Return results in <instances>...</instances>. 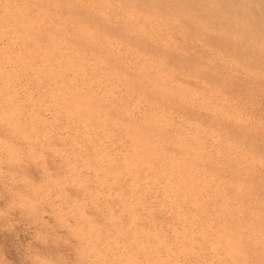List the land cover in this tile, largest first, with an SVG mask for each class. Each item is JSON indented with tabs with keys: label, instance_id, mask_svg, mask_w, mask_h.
<instances>
[{
	"label": "rangeland",
	"instance_id": "374dc122",
	"mask_svg": "<svg viewBox=\"0 0 264 264\" xmlns=\"http://www.w3.org/2000/svg\"><path fill=\"white\" fill-rule=\"evenodd\" d=\"M17 1L0 2V264H264V0Z\"/></svg>",
	"mask_w": 264,
	"mask_h": 264
},
{
	"label": "bare ground",
	"instance_id": "6f19581e",
	"mask_svg": "<svg viewBox=\"0 0 264 264\" xmlns=\"http://www.w3.org/2000/svg\"><path fill=\"white\" fill-rule=\"evenodd\" d=\"M1 1H2V0H1ZM1 1H0V2H1ZM8 1H9V0H8ZM16 1H17V0H16ZM72 1H73V0H72ZM130 1H131V0H130ZM17 2H18V1H17ZM44 2H45V1H44ZM96 2H97V1H96ZM108 2H109V1H108ZM11 3H13V2H11ZM77 3H78V2H77ZM88 3H89V2H88ZM100 3H101V2H100ZM102 3H103V2H102ZM261 3H262V2H261ZM2 4H3V3H2ZM15 4H17V3H15ZM25 4H26V3H25ZM78 4H79V3H78ZM124 4H125V3H124ZM262 4H263V3H262ZM42 5H44V4H42ZM127 5H128V3H127ZM7 6H8V5H7ZM13 6H15V5H13ZM116 6H117V5H116ZM129 6H130V5H129ZM146 6H147V5H146ZM3 7H4V6H2V8H3ZM85 7H86V6H85ZM117 7H118V6H117ZM126 7H127V6H126ZM4 8H5V7H4ZM17 8H18V6H17ZM131 8H132V7H131ZM0 9H1V8H0ZM108 9H109V8H108ZM124 9H126V8H124ZM134 9H135V8H134ZM205 9H206V8H205ZM9 10H10V9H9ZM21 10H22V9H21ZM38 10H39V9H38ZM43 10H44V9H43ZM254 10H255V9H254ZM14 11H15V10H14ZM31 11H32V10H31ZM33 11H34V10H33ZM115 11H116V9H115ZM132 11H133V10H132ZM135 11H136V10H135ZM22 12H23V11H22ZM26 12H27V11H26ZM29 12H30V11H29ZM42 12H43V11H42ZM44 12H45V11H44ZM44 12H43V14H44ZM155 12H156V11H155ZM157 12H158V11H157ZM166 12H167V11H166ZM30 13H32V12H30ZM30 13H29V14H30ZM33 13H34V12H33ZM115 13H116V12H115ZM168 13H169V12H168ZM24 14H25V13H24ZM26 14H28V13H26ZM47 14H48V13H47ZM120 14H121V13H120ZM164 14H165V13H164ZM13 15H14V13H13ZM33 15H34V14H33ZM121 15H122V14H121ZM135 15H136V13H135ZM137 15H138V14H137ZM137 15H136V16H137ZM2 16H3V17H4V16L6 17V14H5V15L2 14ZM8 16H9V15H8ZM27 16H28V15H27ZM138 16H140V15H138ZM146 16H148V14H147ZM0 17H1V16H0ZM11 17H12V16H11ZM14 17H15V16H14ZM39 17H40V16H39ZM51 17H53V16H51ZM55 17H56V16H55ZM153 17H154V16H153ZM155 17H156V16H155ZM165 17L167 18V16H165ZM171 17H172V16H171ZM262 17H264V16H262ZM8 18H9V17H8ZM46 18H47V17H46ZM97 18H98V17H97ZM137 18H139V17H137ZM147 18H148V17H147ZM17 19L19 20V19H22V18L20 17V18H17ZM140 19H141V18H140ZM149 19H150V18H149ZM151 19H153V18H151ZM169 19H170V18H169ZM24 20H25V19H24ZM24 20H23V21H24ZM39 20H41V18H40ZM54 20H55V18H54ZM129 20H130V19H129ZM138 20H139V19H138ZM259 20H260V19H259ZM1 21H2V19H1ZM29 21H30V20H29ZM43 21L46 22L45 20H43ZM133 21H134V20H133ZM152 21H153V20H152ZM157 21H159V19H158ZM54 22H56V21H54ZM135 22H136V21H135ZM160 22H161V21H160ZM164 22H165V21H164ZM10 23H11V22H10ZM16 23H17V22H16ZM25 23H26V22H24V25H25ZM67 23H68V22H67ZM131 23H132V22H131ZM133 23H134V22H133ZM136 23H137V22H136ZM17 24H18V23H17ZM140 24H141V23H140ZM145 24H146V23H145ZM151 24H152V23H151ZM161 24H162V23H161ZM2 25H3V24H2ZM26 25H27V24H26ZM34 25H35V24H34ZM8 26H9V25H8ZM27 26H28V25H27ZM154 26H155V25H154ZM158 26H160V24H159ZM162 26H163V25H162ZM256 26H257V24H256ZM135 27H136V26H135ZM17 28H18V27H17ZM19 28H21V26H19ZM19 28H18V29H19ZM102 28H104V27H102ZM153 28H155V27H153ZM2 29H3V28H2ZM26 29H27V28H26ZM39 29H41V26H40ZM47 29H48V27H47ZM69 29H70V28H69ZM132 29H133V28H132ZM5 30H6V29H5ZM19 30H20V29H19ZM29 30H30V29H29ZM29 30H27V31L29 32ZM45 30H46V28H45ZM73 30H74V29H73ZM134 30H135V28H134ZM10 31H11V30H10ZM37 31H39V30L37 29ZM42 31H43V30H42ZM136 31H137V30H136ZM148 31H149V30H148ZM8 32H9V31H6V33H8ZM12 32H13V31H12ZM19 32H21V31H19ZM55 32H56V31H55ZM165 32H166V31H165ZM6 33L4 32V34H6ZM9 33H10V32H9ZM39 33H40V31H39ZM59 33H60V32H59ZM65 33H66V32H65ZM65 33H64L63 35H65ZM84 34H85V32H84ZM142 34H143V33H142ZM157 34H158V33H157ZM159 34H160V33H159ZM11 35H12V34H11ZM149 35H150V34H149ZM152 35H153V34H152ZM8 36H9V34H8ZM20 36H22L21 33H20ZM145 36H146V35H145ZM162 36H163V35H162ZM34 37H36V36H34ZM38 37H40V36H38ZM38 37H36V38H38ZM54 37H55V35L53 36V38H54ZM97 37H99V36H97ZM10 38H11V37H10ZM12 38H14V37H12ZM161 38H162V37H161ZM3 39H4V38H3ZM5 39H6V38H5ZM32 39H33V37H32ZM55 39H56V37H55ZM107 39H108V38H107ZM150 39H151V38H150ZM165 39H166V38H165ZM6 40H7V39H6ZM9 40H10V39H9ZM9 40H7V41L10 42ZM39 40H40V39H39ZM108 40H109V39H108ZM0 41H1V40H0ZM40 41H41V40H40ZM44 41H45V40H44ZM44 41H43V42H44ZM60 41H61V39H60ZM130 41H131V39H130ZM152 41H153V40H152ZM22 42H23V41H22ZM26 42H27V41H26ZM26 42H25V43H26ZM31 42H32V41H31ZM45 42H46V41H45ZM52 42H53V40L51 41V44L53 45ZM16 43H17V42H15V44H16ZM91 43H92V42H91ZM109 43H110V41H109ZM161 43H162V42H161ZM193 43H194V42H193ZM1 44H2V43H1ZM3 44H4V43H3ZM10 44H11V43H10ZM57 44H58V43H57ZM57 44H56V45H57ZM111 44H113V43H111ZM16 45H17V44H16ZM23 45H24V44H23ZM56 45H55V46H56ZM8 46H9V45H8ZM123 46H124V45H123ZM21 47H22V45H21ZM56 47H57V46H56ZM58 47H59V46H58ZM105 47H106V46H105ZM115 47H116V46H115ZM1 48H3V46H2ZM4 48H6V47H4ZM30 48H31V47H30ZM42 48H43V47H42ZM52 48H53V47H52ZM60 48H62V47H60ZM103 48H104V47H103ZM126 48H127V47H126ZM62 49H64V47H63ZM128 49H129V48H128ZM5 50H6V49H5ZM10 50L14 52V50H12V49H10ZM30 50H31V49H30ZM33 50H34V48H33ZM64 50H65V49H64ZM73 50H74V49H73ZM119 50L121 51V49H119ZM123 50H124V49H123ZM1 51H2V50H1ZM21 51H22V50H21ZM21 51H20V52H21ZM56 51H58V50L56 49ZM114 51H115V50H114ZM3 52H4V51H3ZM16 52H17V51H16ZM22 52H23V51H22ZM51 52H52V51H51ZM70 52H71V51H70ZM110 52H111V51H110ZM121 52H122V51H121ZM131 52H132V51H130V53H131ZM0 53H1V52H0ZM43 53H44V52H43ZM53 53H54V52H53ZM72 53H73V52H72ZM122 53H123V52H122ZM124 53H125V51H124ZM124 53H123V55H124ZM133 53H134V52H133ZM30 54H31V53H30ZM47 54H48V53H47ZM82 54H83V53H82ZM0 55H2V53H1ZM15 55H17V54H15ZM21 55H23V54H21ZM48 55H49V54H48ZM50 55H51V54H50ZM54 55H55V53H54ZM57 55H58V54H57ZM114 55H115V54H114ZM141 55H142V54H141ZM51 56H52V55H51ZM55 56H56V55H55ZM55 56H54V58H55ZM73 56H74V55H73ZM116 56H117V55H116ZM137 56H138V55H137ZM0 57H1V56H0ZM5 57H6V56H5ZM8 57H9V56H8ZM8 57H7V58H8ZM11 57H12V56H11ZM32 57H33V55H32ZM46 57H47V55H46ZM56 57H57V56H56ZM59 57H60V55H59ZM76 57H77V56H76ZM124 57H125V55H124ZM33 58H34V57H33ZM50 58H53V56L50 57ZM62 58H63V57H62ZM66 58H67V57H66ZM71 58H72V57H71ZM90 58H91V57H90ZM125 58H126V57H125ZM132 58H133V57H132ZM8 59H11V58H8ZM37 59H38V58H37ZM140 59H141V58H140ZM3 60H4V59H3ZM6 60H7V59H6ZM57 60H58V59H57ZM70 60H71V59H70ZM152 60H153V59H152ZM162 60H163V59H162ZM27 61H28V60H27ZM33 61H34V60H33ZM36 61H39V60H36ZM43 61H45V60H43ZM48 61L50 62V60L47 58V62H48ZM58 61H59V60H58ZM62 61H63V60H62ZM79 61H80V60H79ZM28 62H29V61H28ZM41 62H42V61H41ZM45 62H46V61H45ZM52 62H55V59H54V61H52ZM56 62H57V61H56ZM69 62H70V61H69ZM77 62H78V61H77ZM84 62H86V61H84ZM87 62H89V61H87ZM97 62H98V61H97ZM6 63H7V62H6ZM6 63H5V64H6ZM57 63H58L59 68H61V65L65 64V63H63V62H62L63 64H61V65L59 64V62H57ZM60 63H61V62H60ZM67 63H68V62H67ZM67 63H66V64H67ZM82 63H83V62H82ZM142 63H143V62H142ZM147 63L149 64V62H147ZM50 64H52V63H50ZM84 64H85V63H84ZM34 65H35V64H34ZM85 65H86V64H85ZM93 65H94V64H93ZM6 66H7V64H6ZM29 66H30V64H29ZM38 66H39V65H38ZM38 66H37V67H38ZM64 66L67 67L68 65H64ZM69 66H70V64H69ZM143 66H144V64H143ZM13 67H14V66H13ZM39 67H40V66H39ZM41 67H42V66H41ZM44 67H45V66H44ZM49 67H51L52 69L54 68V67H52V66H49ZM62 67H63V66H62ZM95 67H96V66H95ZM95 67H94V68H95ZM100 67H103V66H100ZM105 67H106V66H105ZM133 67H134V66H133ZM45 68H46V67H45ZM45 68H44V69H45ZM55 68H56V63H55ZM57 68H58V67H57ZM94 68H92V69H94ZM98 68H99V67H98ZM139 68H141V67H139ZM154 68H155V67H154ZM5 69H6V68H5ZM7 69H8V67H7ZM10 69H11V68H10ZM52 69H51V70L49 69V70L52 72ZM63 69H64V68H63ZM66 69H67V68H66ZM69 69H71V68H69ZM103 69H104V68H103ZM107 69H108V68H107ZM146 69L148 70V67H147ZM37 70H38V68H37ZM42 70H43V69H42ZM57 70H59V69H56V71H57ZM64 70H65V69H64ZM64 70H62V71H64ZM73 70H74V68H73L71 71H73ZM95 70H96V69H95ZM19 71H20V70H19ZM19 71H18V72H19ZM44 71H45V70H44ZM47 71H48V70H47ZM53 71H54V69H53ZM75 71H76V70H75ZM105 71H106V69H105ZM134 71H135V70H134ZM143 71H145V70H143ZM15 72H16V71H15ZM15 72H13V73H15ZM60 72H61V70H60ZM64 72H65V71H64ZM109 72H110V71H109ZM111 72H112V70H111ZM13 73H11L12 76H13ZM22 73H23V72H22ZM49 73H50V72H49ZM54 73H55V72H54ZM58 73H59V72H58ZM67 73H68V72H67ZM99 73H101V72H99ZM18 74H19V73H18ZM23 74H24V73H23ZM75 74H76V73H75ZM102 74H103V73H102ZM38 75H39V74H38ZM44 75H45V74H44ZM59 75H60V74H59ZM78 75L80 76V74H78ZM138 75H139V74H138ZM164 75H165V74H164ZM0 76H1V75H0ZM48 76H49V75H47V77H48ZM57 76H58V75H57ZM101 76H103V75H101ZM143 76H144V75H143ZM146 76H148V75H146ZM13 77H14V76H13ZM13 77H12V79H14ZM39 77H40V76H39ZM66 77H67V76H66ZM72 77H73V75H72ZM74 77L76 78L75 75H74ZM82 77H83V76H82ZM15 78H16V77H15ZM45 78H46V77H45ZM52 78H53V77H52ZM52 78H51V80H52ZM87 78H88V77H87ZM99 78H100V77H99ZM157 78H158V77H157ZM160 78H161V77H160ZM48 79H49V78H48ZM91 79H92V78H91ZM151 79H152V78H151ZM23 80H24V79H23ZM46 80H47V78H46ZM53 80H58V78H54ZM53 80H52V81H53ZM63 80H65V78H64ZM86 80H87V79H86ZM96 80H97V79H96ZM102 80H103V77H102ZM105 80H107V79H105ZM108 80H109V78H108ZM108 80H107V81H108ZM44 81H45V80H44ZM59 81H60V79H59ZM59 81H58V83H59ZM61 81H62V80H61ZM65 81H66V80H65ZM65 81H64V82H65ZM100 81H101V80H100ZM158 81H159V80H158ZM82 82H83V81H82ZM97 82H98V81H97ZM101 82H102V81H101ZM105 82H106V81H105ZM45 83H47V82L45 81ZM65 83H67V82H65ZM91 83H92V82H91ZM94 83H95V82H93V84H94ZM60 84H61V83H60ZM63 84H64V83H63ZM101 84H102V83H101ZM54 85H55L57 88H58V86H59L60 88H61V86H62V84H61V86H60V85H56V84H54ZM67 85H68V84H66V88L68 87ZM88 85H90V84L88 83ZM106 85H108V84H106ZM167 85H168V84H167ZM49 86H51V85H49ZM120 86H121V85H120ZM51 87H52V86H51ZM82 87H83V86H82ZM84 87H85V86H84ZM89 87H90V86H89ZM91 87H92V86H91ZM101 87H102V86H101ZM106 87H107V86H106ZM43 88H45V87H43ZM57 88H55V89L57 90ZM93 88H94V87H93ZM93 88H92V89H93ZM46 89H47V88H46ZM55 89H54V90H55ZM62 89H63V88H62ZM68 89H69V88H68ZM73 89H74V88H73ZM82 89H84V88H82ZM92 89H91V90H92ZM100 89H101V88H100ZM100 89L98 88V90L100 91V92L98 91L99 93H101V90H100ZM102 89H104V88H102ZM50 90H51V89H50ZM52 90H53V89H52ZM70 90H71V89H70ZM60 91H61V89H60ZM89 91H90V90H89ZM109 91H110V89H109ZM109 91H108V92H109ZM114 91H115V89H114ZM121 91H122V89H121ZM43 92H44V91H43ZM62 92H63V90H62ZM68 92H69V91H68ZM72 92H73V91H72ZM75 92L78 93L77 91H75ZM44 93H45V92H44ZM48 93H50V92H48V89H47V93H46V94H48ZM60 93H61V92H59V94H60ZM80 93H81V92H80ZM93 93H94V92H93ZM95 93H96V91H95ZM95 93H94V94H95ZM51 94H52V93H51ZM54 94H55V92H54ZM64 94L66 95V91H65ZM64 94H63V95H64ZM67 94H68V93H67ZM91 94H92V93H91ZM191 94H192V93H191ZM68 95H69V94H68ZM72 95H73V93H72ZM88 95H89V94H88ZM118 95H119V94H118ZM118 95H117V96H118ZM48 96H49V95H48ZM85 96H86V95H85ZM92 96H93V95H92ZM94 96H95V95H94ZM97 96H98V95H97V93H96V96H95V97H97ZM106 96H107V95H106ZM127 96H128V95H127ZM209 96H210V95H209ZM60 97H61V96H60ZM60 97H57V98H59V100H60ZM78 97H79V96H78ZM87 97H88V96H87ZM98 97H99V96H98ZM103 97H104V96H103ZM107 97H109V96H107ZM107 97H106V99H108ZM119 97H120V96H119ZM125 97H126V96H125ZM61 98H62V97H61ZM64 98H65V97H64ZM66 98H67V97H66ZM75 99H76V98H75ZM97 99H98V98H97ZM103 99H104V98H103ZM106 99H105V100H106ZM10 100H11V99H10ZM62 100H63V99H62ZM67 100H68V99H65V101H62V102H63V103L65 102V103L67 104ZM100 100H101V99H100ZM109 100H110V99H109ZM36 101H37V100H36ZM42 101H45V100L43 99ZM71 101H72V100H71ZM126 101H127V99H126ZM129 101H131V100H129ZM62 102H61V103H62ZM105 102H106V101H105ZM124 102H125V101H124ZM139 102H140V101H139ZM50 103H51V102H50ZM50 103H49V104H50ZM57 103H58V102H57ZM68 103H69V102H68ZM106 103H108V102H106ZM106 103H105V104H106ZM115 103H117V102L115 101ZM46 104H48V103H46ZM66 104H65V105H66ZM125 104H126V103H125ZM129 104H130V103H129ZM7 105H8V104H7ZM34 105H35V104H34ZM67 105H68V104H67ZM69 105H70V104H69ZM110 105L112 106L113 104H110ZM121 105H123V104L121 103ZM70 106H71V105H70ZM123 106H124V105H123ZM125 106H126V105H125ZM130 106H131V104H130ZM133 106H134V105H133ZM9 107H10V106H9ZM36 107H37V106H36ZM109 107H110V106H109ZM116 107H117V106H116ZM56 108H57V107H56ZM66 108H67V107H66ZM69 108H70V107H69ZM71 108H73V107H71ZM75 108H76V107H75ZM107 108H108V107H107ZM107 108H106V109H107ZM122 108H123V107H122ZM124 108H125V107H124ZM131 109H132V108H131ZM150 109H151V107H150ZM35 110H36V109H35ZM46 110H47V109H46ZM57 110H59V109H56V111H57ZM71 110H73V109H71ZM88 110H89V109H88ZM138 110H139V109H138ZM159 110H160V109H159ZM165 110H166V109H165ZM165 110H163V111H165ZM52 111H53V110H52ZM54 111H55V110H54ZM60 111H61V110H60ZM73 111H74V110H73ZM73 111H72V113H73ZM123 111H124V110H123ZM131 111H132V110H131ZM134 111H135V110H134ZM145 111H146V110H145ZM150 111H152V109H151ZM153 111H154V110H153ZM153 111H152V112H153ZM6 112H7V110H6ZM6 112H3V114H4V113L6 114ZM35 112H37V110H36ZM49 112H50V111H49ZM70 113H71V112H70ZM165 113H166V112H165ZM45 114H46V113H45ZM81 114H82V113H81ZM127 115L129 116V114H127ZM142 115H143V114H142ZM142 115H141V116H142ZM44 116H45V115H44ZM44 116H43V117H44ZM46 116H48V115L46 114ZM57 116H58V115H57ZM57 116H56V117H57ZM74 116H75V115H74ZM143 116H144V115H143ZM62 117H63V116H62ZM89 117H90V116H89ZM153 117H154V116H153ZM60 118H61V117H60ZM60 118H59V119H60ZM63 118H64V117H63ZM66 118H67V117H66ZM90 118H92V117H90ZM133 118H134V117H133ZM144 118L146 119V118H148V116L146 115V117H144ZM50 119H51V118H50ZM50 119H49V120H50ZM55 119H56V118H55ZM102 119H103V118H102ZM142 119H143V118H142ZM145 119H144V120H145ZM56 120H57V119H56ZM61 120L63 121L62 118H61ZM75 120H76V119H75ZM136 120H137V119H136ZM144 120H142V121H144ZM154 120H155V119H154ZM53 121H54V120H52V122H53ZM57 121H58V120H57ZM65 121H66V120H65ZM70 121H71V120H70ZM70 121H69V123H70ZM80 121H81V120H80ZM58 122H59V121H58ZM60 122H61V121H60ZM94 122H95V121H94ZM96 122H97V121H96ZM101 122H102V121H100V123H101ZM118 122H119V121H118ZM158 122H159V121H158ZM168 122H169V121H168ZM49 123H50V121H49ZM63 123H64V121H63ZM67 123H68V122H67ZM67 123H66V124H67ZM69 123H68V124H69ZM74 123L76 124L77 122L74 121ZM74 123H73V124H74ZM89 123H90V122H89ZM100 123L97 122V125L99 124V125L101 126L102 123H101V124H100ZM107 123H108V122H107ZM107 123H106V124H107ZM204 123H205V122H204ZM73 124H72V126H73ZM78 124H79V123H78ZM109 124H110V123H109ZM148 124H149V123H148ZM49 125H50V124H49ZM61 125H62V123H61ZM64 125H65V124H64ZM80 125H81V124H80ZM94 125H95V124H94ZM123 125H124V124H123ZM125 125H126V124H125ZM149 125H150V124H149ZM152 125H153V124H152ZM161 125H162V124H161ZM169 125H170V123H169ZM205 125H206V124H205ZM17 126H18V125H17ZM42 126H43V125H42ZM67 126H68V125H67ZM72 126H71V127H72ZM75 126L78 127L77 125H75ZM104 126H105V125H104ZM107 126H108V128H109V127L112 128V127H111V124H110V126H109V125H107ZM153 126H154V125H153ZM163 126H165V125H163ZM44 127H45V126H44ZM59 127H60V126H59ZM68 127H70V126H68ZM73 127H74V126H73ZM80 127H81V126H80ZM80 127H79V128H80ZM159 127H160V126H159ZM95 128H96V127H95ZM177 128H178V127H177ZM44 129H47V128H44ZM48 129L50 130L51 128H48ZM61 129H62V128H61ZM61 129H60V130H61ZM70 129H71V128H70ZM112 129H113V128H112ZM112 129H111V130H112ZM63 130H64V129H63ZM66 130H67V129H65V131H66ZM78 130H79V129H78ZM83 130H84V129H83ZM83 130H82V131H83ZM111 130H110L109 134L112 133ZM124 130L126 131L127 129H125V127H124ZM128 130H129V127H128ZM173 130H174V129H173ZM176 130L179 131L180 128H178V129H176ZM51 131H53V130H51ZM75 131H76V130H75ZM75 131H73V132H75ZM85 131H86V130H85ZM88 131H89V130H87V133L89 134ZM92 131H93V130H92ZM98 131L101 132L100 130H98ZM122 131H123V128H122ZM132 131H135V130L132 129ZM201 131H202V130H201ZM14 132H15V131H14ZM61 132H62V130H61ZM63 132H64V131H63ZM69 132H70V131H69ZM76 132H77V131H76ZM80 132H81V130H80ZM93 132H94V131H93ZM114 132H115V129H114ZM128 132H129V131H128ZM19 133H21V132H19ZM44 133H45V132H44ZM53 133H54V131H53ZM53 133H52V135L50 134L51 137H53ZM66 133H67V132H66ZM66 133H65V134H66ZM70 133H71V132H70ZM70 133H68L67 135L69 136ZM83 133L85 134L86 132H83ZM90 133H92V132H90ZM106 133H107V132H106ZM129 133H130V132H129ZM132 133H133V132H132ZM132 133H131V135H132ZM168 133H169V132H168ZM186 133H187V132H186ZM191 133H192V132H191ZM198 133H199V132H198ZM54 134H55V133H54ZM65 134H64V135H65ZM81 134H82V133H81ZM97 134H98V132H97ZM104 134H105V133H103V135H104ZM207 134H208V133H207ZM100 135H102V134H100ZM112 135H114V134L112 133ZM115 135H116V134H115ZM121 135H122V134H121ZM190 135H191V134H190ZM20 136H21V135H20ZM54 136H55V135H54ZM61 136H63V135L61 134ZM61 136H60V137H61ZM68 136H63V137H68ZM76 136H78V135H76ZM76 136H75V137H76ZM79 136H80V135H79ZM89 136H90V134H89ZM128 136H129V135H128ZM95 137H96V134H95ZM97 137H99V134L97 135ZM108 137H109V136H108ZM113 137H114V136H113ZM123 137H124V136H123ZM82 138H84V136H83ZM105 138H106V137H105ZM109 138H110V137H109ZM116 138H117V137L115 136L114 139H116ZM119 138H120V136H119ZM55 139H56V138H55ZM57 139H58V138H57ZM57 139H56V140H57ZM65 139H66V138H65ZM65 139H64V140H65ZM75 139H76V138H75ZM77 139H78V138H77ZM84 139H85V138H84ZM86 139H87V138H86ZM92 139H94V138H92ZM95 139H96V138H95ZM97 139L99 140L100 138H97ZM103 139H104V138H103ZM120 139H121V138H120ZM139 139H140V138H139ZM59 140H60V139H59ZM61 140H62V139H61ZM61 140L58 141V142H62ZM64 140H63V141H64ZM79 140H80V139H79ZM82 140H83V139H82ZM110 140H111V139H110ZM188 140H190V139H188ZM68 141H69V140H68ZM68 141H67V139H66V142H68ZM90 141H92V140H90ZM100 141H101V139H100ZM102 141L104 142V140H102ZM116 141H117V139H116ZM128 141H129V140H128ZM185 141H186V140H185ZM53 142H54V141H53ZM56 142H57V141H56ZM76 142H77V141H76ZM78 142H79V141H78ZM78 142H77V143H78ZM92 142H93V141H92ZM94 142H96V140H95ZM111 142H114V140L111 141ZM122 142H123V141H122ZM126 142H127V141H126ZM126 142H125V140H124V143L122 144V146L120 145V147H121V148H123V146H124V148L127 147L128 143H127V145L125 146V143H126ZM62 143H63V142H62ZM85 143H86V142H85ZM105 143H106V142H105ZM107 143H108V142H107ZM116 143H117V142H116ZM193 143H194V141H193ZM55 144L58 145V143H55ZM65 144H66V143L64 142V143H63V146H64ZM68 144H69V143H68ZM82 144H83V143H82ZM86 144H87V143H86ZM88 144H89V143H88ZM92 144H94V143H92ZM96 144H97V143H96ZM200 144H201V143H200ZM51 145H52V144H51ZM59 145H60V144H59ZM71 145H72V144H71ZM90 145H91V144H89V146H90ZM97 145H98V144H97ZM101 145H102V144H101ZM106 145H107V144H106ZM137 145H138V144H137ZM145 145H146V144H145ZM55 146H56V145H55ZM61 146H62V145H61ZM63 146H62V148H63ZM65 146H67V145H65ZM68 146H69V145H68ZM72 146L75 148L74 145H72ZM80 146H81V143H80ZM83 146H84V145H83ZM83 146H81V149L83 148ZM118 146H119V145H118ZM133 146H134V145H133ZM135 146H136V145H135ZM139 146H140V145H139ZM48 147H49V146H48ZM85 147H86V146H85ZM94 147H95V146H94ZM104 147H105V146H104ZM104 147H103V148H104ZM108 147H110V145H109V146L107 145V148H108ZM128 147H129V146H128ZM143 147H145V146L143 145ZM159 147H160V146H159ZM190 147H191V146H190ZM103 148H102V149H103ZM115 148H116V147H115ZM115 148H114V149H115ZM124 148H123V149H124ZM133 148H134V147H133ZM195 148H196V147H195ZM49 149H50V148H49ZM52 149H53V148H52ZM52 149H50V150H52ZM59 149H61V148L59 147ZM67 149H68V148H67ZM88 149H89V148H88V146H87V147H86V150H84V151H87ZM102 149H101V150H102ZM104 149H105V148H104ZM116 149H117V148H116ZM136 149H137V148H136ZM69 150H70V149H69ZM89 150H91V148H90ZM158 150H159V149H158ZM67 151H68V150H67ZM75 151H76V152H75ZM80 151H81V150H79V152H80ZM111 151H112V149H111ZM121 151H122V149H121ZM134 151H136V150L134 149ZM51 152H52V151H51ZM51 152H50V153H51ZM63 152H64V151H63ZM72 152H75V154L77 155V157H80V156H78V155H79V154H78L79 152L77 153V150H74V151H72ZM88 152H89V151H88ZM93 152H94V150H93ZM107 152H108V150H107ZM122 152H123V151H122ZM127 152H131V151H129V149H128ZM139 152H140V151H139ZM82 153H85V152H82ZM82 153H80V154H82ZM94 153H95V152H94ZM96 153H97V152H96ZM101 153H102V152H101ZM109 153H110V152H109ZM109 153H108V154H109ZM131 153H132V152H131ZM58 154H59V153H58ZM85 154H86V153H85ZM85 154H84V156H85ZM88 154L91 155V152L88 153ZM88 154H87V155H88ZM121 154H122V153H121ZM121 154H120V155H121ZM138 154H140V153H138ZM53 155L56 157L55 153H53ZM70 155H71V154H70ZM94 155H95V154H94ZM102 155H104V154H102ZM128 155L130 156V153H129ZM132 155H133V154H132ZM62 156H63V155H62ZM67 156H68V155H67ZM71 156H72V155H71ZM81 156H82V155H81ZM111 156H112V155H111ZM129 156H128V157H129ZM55 157H54V158H55ZM57 157H58V156H57ZM63 157H64V156H63ZM74 157H76V156H74ZM88 157H89V156H86V159H85V158H83V159H85V160H89ZM90 157H91V156H90ZM92 157H94V156H92ZM98 157H99V156H98ZM113 157H114V156H113ZM120 157H121V156H120ZM68 158H69V157H66L67 160H68ZM152 158H153V157H152ZM55 159H56V158H55ZM58 159H60V162H61L62 165H63L64 162L67 161V160H66V161H64V162L62 163L61 158H58ZM76 159H77V158H76ZM78 159H79V158H78ZM81 159H82V158H81ZM94 159H95V158H94ZM99 159H100V158H99ZM135 159H136V158H135ZM154 159H156V158H154ZM154 159H153V161H154ZM175 159H176V158H175ZM180 159H181V158H180ZM70 160H71V159H70ZM73 160H75V159L72 158V163L75 162V161H77V160H75V161H73ZM92 160H93V159H92ZM95 160H96V159H95ZM95 160H94V162H95ZM113 160H114V159H113ZM123 160H124V158H123ZM132 160H133V159H132ZM79 161L81 162V160H79ZM89 161H90V160H89ZM99 161H100V160H99ZM129 161H130V160H129ZM153 161H152V162H153ZM70 162H71V161H70ZM101 162H102V161H101ZM162 162H163V161H162ZM179 162H180V161H179ZM66 163H68V162H66ZM66 163H65V164H66ZM132 163H133V162H132ZM138 163H139V162H138ZM138 163L135 164V165L138 166ZM157 163H158V162H157ZM164 163H165V162H164ZM65 164H64V165H65ZM68 164H69V163H68ZM81 164H82V163H81ZM102 164H104V163H102ZM120 164H121V162H120ZM120 164H119V165H120ZM122 164L124 165L123 162H122ZM122 164H121V166H123ZM126 164H127V163H126ZM126 164H125V165H126ZM139 164H140V163H139ZM152 164H154V163H152ZM161 164H162V163H161ZM165 164H166V163H165ZM170 164L172 165V163H170ZM72 165H74V164H72ZM72 165L70 164V166H72ZM77 165H78V163L76 164V166H77ZM94 165H95V164H94ZM119 165H118V166H119ZM129 165H130V163H129ZM60 166H61V165H60ZM65 166H66V165H65ZM67 166H68V165H67ZM82 166H83V165H82ZM143 166H145V165H143ZM162 166H163V165H162ZM62 167H64V166H62ZM72 167H73V166H72ZM79 167H80V166H79ZM84 167H86V166H84ZM84 167H83V168H84ZM130 167H131V166H130ZM133 167H134V166H133ZM146 167H147V166H146ZM168 167H169V166H168ZM168 167H166V168H168ZM171 167L173 168V166H171ZM171 167H170V169H171ZM64 168H65V167H64ZM70 168H71V167H70ZM81 168H82V167H81ZM83 168H82V169H83ZM87 168H88V167H87ZM90 168H91V167H90ZM113 168H114V167H113ZM147 168H148V167H147ZM163 168H164V167H163ZM179 168H180V167H179ZM65 169H66V168H65ZM76 169H78V168H76ZM91 169H92V168H91ZM94 169H95V168H94ZM117 169H119V168L117 167ZM120 169H121V168H120ZM137 169H138V168H137ZM186 169H187V168H186ZM67 170H69V169H67ZM135 170H136V169H135ZM151 170H153V169H151ZM174 170H175V169H174ZM184 170H185V169H184ZM101 171H102V170H101ZM129 171H130V170H128V172H129ZM136 171L138 172L139 170H136ZM144 171H145V168H144ZM144 171H143V172H144ZM153 171H154V170H153ZM155 171H156V170H155ZM160 171H161V173H163V172H162V167H161L160 170H158V172H160ZM163 171H164V169H163ZM169 171H170V170H169ZM192 171H193V170H192ZM195 171H197V170L195 169ZM65 172H66V171H65ZM99 172H100V171H99ZM104 172L106 173V171H104ZM121 172H124V171L122 170ZM128 172H127V173H128ZM137 172H136V173H137ZM147 172H148V171H147ZM149 172H151V171L149 170ZM167 172H168V170H167ZM71 173L74 174V172H72V171H71ZM102 173H103V171H102ZM105 173H104V174H105ZM129 173H130V172H129ZM140 173H141V172H140ZM168 173H171V172H168ZM200 173H201V172H200ZM97 174H98V172H97ZM99 174H100V173H99ZM110 174H111V173H110ZM121 174H122V173H121ZM124 174H126V173L124 172ZM141 174H142V173H141ZM143 174H145V172H144ZM143 174H142V176H143ZM147 174H148V173H147ZM156 174H157V173H156ZM171 174H172V173H171ZM173 174H175V173H173ZM70 175H71V174H70ZM115 175H116V174H115ZM71 176H72V175H71ZM111 176H112V175H111ZM128 176H129V175H128ZM130 176H131V174H130ZM142 176H141V177H142ZM149 176H153V175H151V173H150ZM149 176H148V177H149ZM158 176H160V175L158 174ZM158 176H157V178H158ZM179 176H180V175H179ZM182 176H183V175H182ZM208 176H209V175H208ZM73 177H74V175H73ZM103 177H104V176H103ZM105 177H106V176H105ZM125 177H126V176H125ZM134 177L136 178V176H134ZM139 177H140V176H139ZM144 177H145V176H144ZM166 177L168 178V176H166ZM171 177L173 178V176H171ZM96 178L99 180L98 176H97ZM108 178H109V177H108ZM108 178H107V180L110 181V179H108ZM121 178H122V177H121ZM130 178H132V176H131ZM130 178L128 177V180H130ZM137 178H138V177H137ZM142 178H143V177H142ZM149 178H150V177H149ZM174 178L176 179L177 177H174ZM174 178H173V179H174ZM178 178H179V177H178ZM180 178H181V177H180ZM97 179H94V180H96V181L98 182ZM100 179H103V178H100ZM111 179H112V178H111ZM115 179H116V178H115ZM115 179H114V180H115ZM122 179H123V178H122ZM124 179H125V178H124ZM124 179H123L122 181H123V182H126V181H125L126 179H125V180H124ZM150 179H151V178H150ZM160 179H161V178H159L158 181H160ZM169 179H170V176H169ZM173 179H170V181L172 182ZM203 179H205V178H203ZM119 180H120V179H119ZM128 180H127V182H128ZM138 180H139V179H138ZM140 180H141V179H140ZM143 180H144V179H143ZM143 180H142V181H143ZM145 180H146V179H145ZM152 180H154V179H152ZM156 180H157V179H156ZM177 180H178V179H177ZM201 180H202V177H201ZM72 181H73V180H72ZM112 181H113V179H112ZM122 181H121L120 183H122ZM149 181H150V180H149ZM149 181H148V182H149ZM179 181H180V180H179ZM204 181H205V180H204ZM214 181H215V180H214ZM132 182H133V181H132ZM134 182H135V181H134ZM215 182H216V181H215ZM100 183H101V182H100ZM102 183H103V180H102ZM106 183H107V182H106ZM163 183H164V182H163ZM163 183H162V184H163ZM169 183H170V182H169ZM172 183H173V182H172ZM172 183H171V184H172ZM206 183H208V182H206ZM209 183H210V182H209ZM122 184H123V183H122ZM122 184H120V185H122ZM144 184H145V183H144ZM147 184H148V183H147ZM151 184H152V181H151ZM167 184H168V183H167ZM188 184H189V183H188ZM219 184H222V183H219ZM97 185H98V184H97ZM120 185H119V186H120ZM125 185L128 186L129 184L125 183ZM125 185H124V187H123V190L125 189ZM153 185H156V183H155V184H152V185H149L148 187L153 186ZM159 185H161V184H159ZM159 185H158V186H159ZM164 185H165V184H164ZM164 185H163V186H164ZM179 185H180V184H179ZM184 185H185V184H184ZM122 186H123V185H122ZM127 186H126V187H127ZM156 186H157V185H156ZM163 186H162V188H163ZM171 186H173V184H172ZM177 186H178V184H177ZM186 186H187V185H186ZM196 186H197V185H196ZM220 186H221V185H220ZM128 187H129V186H128ZM131 187H132V186H131ZM178 187H179V186H178ZM203 187H204V186H203ZM98 188H101V187H100V184H99V187H98ZM118 188H119V187H118ZM120 188H121V187H120ZM133 188H134V186H133ZM141 188H142V187H141ZM153 188H154V187H152V189H153ZM155 188H156V187H155ZM155 188H154V189H155ZM162 188H161V189H162ZM179 188H181V187H179ZM183 188H184V187H183ZM207 188H208V186H207ZM209 188H210V187H209ZM131 189H132V188H131ZM149 189L151 190V188H149ZM157 189H158V188H157ZM161 189H160V191H161ZM169 189H170V187H169ZM210 189H211V188H210ZM99 190H100V189H99ZM123 190L121 189L122 192H125V191H123ZM140 190H141V189H140ZM140 190H139V191H140ZM165 190H166V189H164V191H165ZM179 190H180V189H179ZM185 190H186V189H185ZM188 190H190V189H188ZM132 191H133V190H132ZM158 191H159V190H158ZM181 191H182V190H180V191H178V192H181ZM194 191H195V190H194ZM210 191H211V190H210ZM126 192H127V191H126ZM126 192H125V193H126ZM142 192H143V191H142ZM147 192H149V191L147 190ZM127 193H128V192H127ZM127 193H126V194H127ZM134 193H135V192H134ZM145 193H146V192H144V194H145ZM152 193H153V190H152ZM152 193H151V194H152ZM181 193H182V192H181ZM188 193H189V192H188ZM215 193H216V192H215ZM112 194H113V193H112ZM132 194H133V193H132ZM151 194H150V195H151ZM157 194H158V193H157ZM164 194H165V193H164ZM171 194H172V191H171ZM176 194H178V193H175V195H176ZM182 194H183V193H182ZM182 194H181V196H182ZM193 194H195V193H193ZM201 194H202V192H201ZM114 195H115V194H114ZM122 195H124V194H122ZM146 195L148 196L147 193H146ZM159 195H160V193H159ZM159 195H158V197H159ZM162 195H163V194H162ZM168 195L170 196V194H168ZM175 195H174V196H175ZM191 195H192V194H191ZM112 196H113V195H112ZM127 196H128V195H127ZM160 196H161V195H160ZM171 196H173V194H172ZM183 196H185V195H183ZM188 196H190V194H188ZM194 196L196 197V196H198V195L195 194ZM199 196H200V195H199ZM202 196H203V195H202ZM202 196H201V197H202ZM96 197H97V195H96ZM129 197H130V196H129ZM129 197H128V198H129ZM148 197H149V196H148ZM148 197H147V199H148ZM190 197H191L190 199H192V196H190ZM195 197H194V199H195ZM97 198H98V197H97ZM159 198H160V197H159ZM171 198H172V197H171ZM187 198H189V197H187ZM187 198H186V199H187ZM83 199H84V198H83ZM167 199H168V198H167ZM179 199H180V197H179ZM183 199H184V198H183ZM85 200H87L86 197H85ZM94 200H98V199H94ZM108 200H111V199H108ZM113 200H114V199H113ZM115 200H116V199H115ZM155 200H157V199H155ZM165 200H166V199H165ZM169 200H170V199H169ZM174 200H175V199H174ZM184 200H185V199H184ZM192 200H193V199H192ZM192 200H190V201H192ZM202 200H203V198H202ZM202 200H201V201H202ZM122 201H123V200H122ZM166 201H168V200H166ZM207 201H208V200H206L205 202H207ZM95 202H97V201H95ZM116 202H117V201H116ZM116 202H115V203H116ZM155 202H157V201H155ZM164 202H165V201H164ZM172 202H173V201H172ZM186 202H187V201H186ZM205 202H202V203H205ZM88 203H89V201H88ZM109 203H112V201L109 202ZM115 203L113 202V204H115ZM117 203H118V202H117ZM130 203L133 204V202H130ZM150 203H151V202H150ZM153 203H154V202H153ZM162 203H163V202H162ZM168 203H170V202L168 201ZM177 203H178V201H177ZM184 203H185V201H184ZM184 203H183V205H184ZM194 203H196V202H194ZM202 203H201V204H202ZM90 204H92V203H90ZM172 204H174V205L172 206V207H174V206H175V203L173 202ZM178 204H179V203H178ZM178 204H176V206H178ZM197 204H198V203H196V205H197ZM199 204H200V203H199ZM201 204H200V205H201ZM83 205H84V204H83ZM163 205H164V204H163ZM166 205H167V204H166ZM200 205H199V206H200ZM202 205H203V204H202ZM202 205H201V206H202ZM111 206H112V205H111ZM122 206H123V204H122ZM155 206H156V205H155ZM167 206H168V205H167ZM176 206L174 207V209H175V208H178V207H176ZM133 207H134V206H133ZM153 207H154V205H153ZM165 207H166V206H165ZM180 207H181V206H180ZM180 207H179V208H180ZM113 208H114V207H113ZM119 208H121V207H119ZM145 208H146V207H145ZM145 208H144V209H145ZM182 208H183V207H182ZM200 208H201V207H200ZM126 209H127V208H126ZM137 209H138V208H137ZM139 209H140V208H139ZM168 209H171V208L169 207ZM174 209H173V211H174V216H175V211H176V209H175V210H174ZM201 209H202V208H201ZM113 210H114V209H113ZM121 210H123V208H122ZM127 210H128V209H127ZM127 210H124V212L127 211ZM134 210H135V209H134ZM163 210H164V209H163ZM171 210H172V209H171ZM177 210H178V209H177ZM183 210H184V209H183ZM191 210H193V209H191ZM207 210H208V209H207ZM209 210H210V208H209ZM215 210H216V209H215ZM75 211H76V210H75ZM106 211H107V210H106ZM128 211L131 212V210H128ZM194 211H195V210H194ZM112 212H113V211H112ZM115 212H116V210H115ZM124 212H123V213H124ZM136 212H137V211H136ZM160 212H161V210H160ZM180 212H181V211H180ZM191 212H192V214H195L193 211H191ZM197 212H198V211H197ZM76 213H77V211H76ZM123 213H121V215H122ZM144 213H145V212H144ZM169 213H170V212H169ZM178 213H179V212H178ZM181 213H183V212H181ZM181 213H179V215H180ZM186 213H187V212H186ZM211 213H212V212H211ZM107 214H108V213H107ZM110 214H111V213H110ZM157 214H158V212H157ZM160 214L162 215V213H160ZM164 214H165V213H164ZM192 214H191V215H192ZM196 214H199V212L196 213ZM118 215H119V214H118ZM124 215H125V214H124ZM141 215H142V214H141ZM167 215H168V214H167ZM171 215H172V213L170 214V216H171ZM186 215H187V214H186ZM188 215H189V214H188ZM200 215H201V213H200ZM204 215H207V214L204 213ZM112 216H114V215H112ZM125 216H126V215H125ZM128 216H129V215H128ZM146 216H147V215H146ZM159 216H160V215H159ZM162 216H163V215H162ZM164 216H165V215H164ZM182 216H184V215L182 214ZM207 216H208V215H207ZM119 217H120V215H119ZM119 217H118V218H119ZM139 217H140V216H139ZM172 217H173V216H172ZM172 217H171V219H172ZM185 217H187V216H185ZM196 217H199V216H196ZM110 218H111V217H110ZM114 218H115V216H114ZM121 218H122V217H121ZM159 218H161V216H160ZM189 218H190V217H189ZM126 219H127V218H126ZM126 219H125V220H126ZM128 219H130V216H129ZM139 219H140V218H139ZM180 219H181V218H180ZM184 219H188V218H184ZM201 219H202V218H201ZM120 220H121V219H120ZM167 220H168V219H167ZM182 220H183V219H182ZM122 221H123V220H122ZM122 221H121V222H122ZM126 221H128V220H126ZM185 221H186V220H185ZM200 221H201V220H200ZM117 222H118V221H117ZM161 222H162V221H161ZM177 222H178V221H177ZM177 222H176V223H177ZM180 222H182V221H180ZM183 222H184V220H183ZM187 222H188V221H187ZM187 222H184V223H187ZM191 222H192V220H191ZM125 223H126V225H127L128 222H125ZM125 223H124V224H125ZM146 223H147V222H146ZM148 223H149V222H148ZM163 223H164V222H163ZM176 223H175V224H176ZM184 223H183V224H184ZM117 224H118V223H117ZM154 224H155V223H154ZM156 224H157V222H156ZM161 224H162V223H161ZM173 224H174V223H173ZM191 224H193V223H191ZM202 224H203V223H202ZM119 225H120V224H119ZM162 225H163V224H162ZM176 225H177V224H176ZM178 225H179V223H178ZM178 225H177V226H178ZM200 225H201V224H200ZM200 225H199V226H200ZM190 226H193V225H190ZM149 227H150V226H149ZM155 227H156V225H155ZM162 227L164 228V226H162ZM182 227H183V226H182ZM196 227H197V226H196ZM203 227H204V226H203ZM214 227H215V226H214ZM214 227H213V228H214ZM179 228H180V227H179ZM199 228H200V227H199ZM205 228H206V227H205ZM155 229H157V227H156ZM155 229H154V230H155ZM181 229H182V228H181ZM197 229H198V227H197ZM211 229H212V228H211ZM126 230H127V229H126ZM154 230H153V232H154ZM158 230H159V229H158ZM164 230H165V229H164ZM166 230H167V229H166ZM188 230H189V229H188ZM190 230H191V229H190ZM209 230H210V228H209L207 231H209ZM145 231H146V230H145ZM151 231H152V230H151ZM159 231H160V230H159ZM193 231H194V230H193ZM193 231H192V232H193ZM196 231H197V230H196ZM219 231H220V230H219ZM126 232H127V231H126ZM190 232H191V231H190ZM211 232H212V231H211ZM128 233H129V232H128ZM136 233H137V232H136ZM194 233H195V232H194ZM197 233H198V232H197ZM157 234H158V233H157ZM174 234H175V233H174ZM208 234H209V233H208ZM208 234H207V236H208ZM155 235H156V234H155ZM166 235H167V234H166ZM158 236H159V235H158ZM205 236H206V235H205ZM212 236H213V235H212ZM161 237H162V236H161ZM169 237H170V236H169ZM169 237H168V239H169ZM208 237H209V236H208ZM208 237H207V239H208ZM172 238H173V237H172ZM199 238H200V237H199ZM173 239H174V238H173ZM196 239H198V237H197ZM213 239H214V238H213ZM214 241H216V239H214ZM184 242H185V241H184ZM203 242H204V241H203ZM205 242H206V241H205ZM185 243H186V242H185ZM206 243H207V242H206ZM216 243H218V242H216ZM221 243H222V242H221ZM190 244H191V242H190ZM210 244H211V243H210ZM218 244H220V243H218ZM188 245H189V244H188ZM204 245H205V244H204ZM208 245H209V244H208ZM174 246H175V244H174ZM191 246H192V245H191ZM220 246H221V245H220ZM192 247H194V246H192ZM204 247H205V246H204ZM214 247H215V246H214ZM222 247H223V246H222ZM164 248H165V247H164ZM177 248H178V247H177ZM177 248H176V249H177ZM195 248L197 249V246H196ZM198 248H199V247H198ZM208 248H210V247H208ZM169 249H170V248H169ZM171 249H173V248H171ZM171 249H170V250H171ZM203 249L205 250V248H203ZM206 249H207V247H206ZM217 249H218V248H217ZM217 249H216V250H217ZM219 249H220V248H219ZM222 249H223V248H222ZM173 250H174V249H173ZM223 250H224V249H223ZM200 251H201V250H200ZM207 251H208V250H207ZM217 251H218V250H217ZM173 252H174V251H173ZM209 252H210V251H209ZM219 252H220V251H219ZM219 252H218V253H219ZM216 253H217V252H216ZM218 253H217V255H218ZM163 254H164V253H163ZM197 254H198V253H197ZM209 254H210V253H209ZM209 254H208V255H209ZM212 254H213V253H212ZM176 255H177V254H176ZM220 255H221V254H220ZM189 256H190V255H189ZM194 256H195V255H194ZM190 257H191V256H190ZM204 257H205V256H204ZM178 258H179V257H178ZM196 258H197V256H196ZM209 258H210V256H209ZM212 258H213V257H212ZM222 258H223V257H222ZM147 259H148V258H147ZM150 259H151V258H150ZM172 259H174V258H172ZM172 259H171V260H172ZM175 259H176V258H175ZM179 259H180V258H179ZM191 259H192V258H191ZM140 260H141V259H140ZM130 261H131V260H130ZM163 261H164V260H163ZM180 261H181V260H180ZM196 261H197V260H196ZM199 261H200V260H199ZM205 261H206V260H205ZM208 261H209V260H208ZM121 262H122V261H121ZM148 262H149V259H148ZM150 262H151V261H150ZM212 262H214V261H212ZM220 262H221V261H220ZM220 262H219V263H220ZM222 262H223V261H222ZM126 263H127V262H126ZM136 263H137V262H136ZM201 263H202V262H201ZM127 264H128V263H127ZM137 264H139V262H138ZM147 264H148V263H147ZM163 264H164V263H163ZM176 264H177V263H176ZM178 264H179V263H178Z\"/></svg>",
	"mask_w": 264,
	"mask_h": 264
},
{
	"label": "clouds",
	"instance_id": "9594fccd",
	"mask_svg": "<svg viewBox=\"0 0 264 264\" xmlns=\"http://www.w3.org/2000/svg\"><path fill=\"white\" fill-rule=\"evenodd\" d=\"M21 264H39V261L34 258V253L31 250H25L21 254Z\"/></svg>",
	"mask_w": 264,
	"mask_h": 264
}]
</instances>
